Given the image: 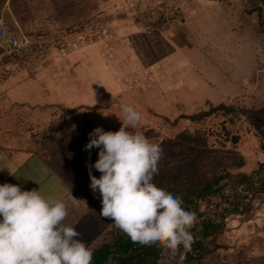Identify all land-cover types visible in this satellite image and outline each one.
<instances>
[{
    "label": "rangeland",
    "instance_id": "rangeland-1",
    "mask_svg": "<svg viewBox=\"0 0 264 264\" xmlns=\"http://www.w3.org/2000/svg\"><path fill=\"white\" fill-rule=\"evenodd\" d=\"M191 1L193 0L182 2L181 18L168 31L177 26L176 22L181 25L186 22L185 27L195 25L200 49L187 52L189 61L194 65L192 71L186 76L175 74L172 77L174 81H169L167 86L163 83L165 77L160 75L158 86L151 84L150 91L144 87L142 92L137 95L128 94L126 98L125 104L130 102L141 115L135 131L143 133L150 142L158 144L162 149L158 162L159 171L154 175L153 183L167 191L174 184H196L207 176H221L229 171L232 174L228 179L236 180L240 172L254 177L259 175L264 179V165H261L264 164V119L251 113V110L264 108V21L260 22L257 15L251 17V12L245 11L247 0H195L196 7L188 11ZM158 2L159 0H0V14H6L16 21L25 34L35 35L33 33L40 31L59 38L62 42V45L49 46L45 51L29 54L22 59L11 58L15 63L11 68L24 73L25 77L29 74L32 79L29 83L30 92L38 96L46 80L45 74L41 73L48 66L51 68L50 72H54L51 64H48V61L56 59L52 56L56 53L53 50L79 38L83 39L80 41L81 45L87 39H96L102 35L99 33L103 31V26L119 21L142 25L156 33H163L141 22L147 10L157 6ZM226 7L230 9L229 12L225 11ZM235 22L237 24L233 26ZM232 27L236 29L233 30ZM95 47L96 45L93 48ZM71 49L72 47L65 53L69 55ZM80 52L78 57H65L64 62L60 61L58 64L60 68H67L75 83L70 82L62 97L59 92L47 91L42 93V99L56 103L68 99L71 103L76 101L74 105L92 106L87 110L90 114L89 133L95 126L116 132L121 127L119 103H124L123 96L115 99L114 108L112 104L108 105L114 102L109 99L111 92L104 87L102 77L95 78L94 91L83 88L79 91L75 88L71 90L75 86L85 88L88 82L87 68L92 71L93 62L86 64V56L83 51ZM2 62L0 58L1 65ZM0 68L3 71L6 67ZM60 68V71L56 70L54 73H60ZM181 76L184 78L180 81L178 78ZM33 79L36 80L33 82ZM164 87L171 89L164 90ZM158 93L164 102H161L163 100L157 96ZM95 96L98 103L105 105L99 106L97 101L95 103ZM220 104L237 110L234 122L230 121L233 115L221 110L218 114L204 116L199 122L180 120L177 127L172 124L180 115L208 112L211 106ZM117 109L118 112L114 114ZM117 114V118L113 119ZM83 120L85 119L79 121V130L83 126L87 128ZM54 127L56 125L49 122L47 133L50 128L54 130ZM109 127L112 128L109 130ZM235 136H239L238 143L234 142ZM240 160H245L246 165L237 168ZM94 173L101 175L97 170ZM256 188L254 197L242 200L240 210L231 213L225 212V202H217V205L214 201L208 206L203 205L201 210L207 211L204 219L219 216L216 222L223 224L222 230L216 234L218 242L222 244L220 250L202 259L198 257L204 252L199 256L180 252L174 259H164L160 264H264V187ZM239 189V186L231 183L226 188V193L236 195ZM94 198L95 203L101 204L99 192L94 194ZM247 202L251 203L250 211L244 213ZM201 218H197L194 225H201ZM109 222L110 225H106L100 238L104 243H112L117 234L124 235L110 220ZM192 228L190 231L194 235L197 231H192Z\"/></svg>",
    "mask_w": 264,
    "mask_h": 264
},
{
    "label": "crops",
    "instance_id": "crops-1",
    "mask_svg": "<svg viewBox=\"0 0 264 264\" xmlns=\"http://www.w3.org/2000/svg\"><path fill=\"white\" fill-rule=\"evenodd\" d=\"M190 3L188 11L193 10L197 5L195 0ZM247 4L249 6L245 5L246 9L245 6L242 8L245 11L249 10L251 17L257 15L260 22L264 21V1L247 0ZM221 6L225 9L222 4ZM229 10L227 8L225 11L229 12ZM185 24L186 22L183 25L176 22L177 26L174 29L156 33L142 25L119 21L103 26V31L99 33L102 35L96 39H87V42H82L81 45L80 41L83 39L79 38L75 42L53 50L56 53L52 55L51 52V55L56 59L48 61V64H51L54 72L60 71L58 65L60 61L64 62L65 57L69 59L73 56L78 57L80 51H83L86 64L93 62L92 71H88L87 68L88 82L85 88L75 86L71 90L75 88L79 91L83 88L94 91L95 78L102 77L104 87L111 92V95L108 94L109 99L114 102L108 105L112 104L114 108L118 96H123V102L126 103L128 94L137 95L144 87L145 90L150 91L151 84L158 86L160 75L165 77L163 83L167 86L169 81H174L172 77L175 74L186 76L192 71L194 65L192 66L189 61L187 52L200 49L199 37L195 32L197 30L194 24H189V27H185ZM236 24L235 22L233 26ZM232 29L236 28L232 27ZM95 45L96 47L93 48ZM70 47L72 51L67 55L65 51ZM10 56L12 55L4 53L0 55L4 64L0 66L6 67L3 71V68H0V184L19 185L22 190L36 189L45 198L62 200L68 209L65 224L74 226L81 233L80 239L92 250L99 248L107 243L100 241V238L110 222L99 215L102 204L95 203L87 167L89 164H95L99 149L92 148L90 152L84 150V146L89 141V132L84 134L78 127L82 117L89 122V112H87L88 116L79 115L82 107L91 109L92 106L74 105L76 101L71 103L68 99H62L59 103L42 99V93L47 91L59 92L62 97L70 82L75 83L66 67H61V72L57 74L50 72L49 66L45 67L46 70L41 73L46 77L44 88L39 90L38 96L32 94L29 87L32 79L29 78V74L25 77L24 73L16 72L11 68L15 63ZM55 63L59 67L55 66ZM181 77L178 80L184 78ZM35 80L33 79V82ZM164 88V90L171 89ZM160 97L163 100L161 102H164L165 100L159 95ZM96 101L99 106L105 105L98 103L95 96L94 102ZM128 103L131 105L130 102ZM117 112L118 109L114 114ZM117 116L118 114L113 119ZM49 122L56 125L54 130H51L53 127L49 129L51 133H47ZM111 128L109 127V130ZM6 168H9L14 175H10ZM94 172L96 169L92 168V175L99 178L100 175ZM254 180L264 179L257 175ZM239 188L242 190L243 186ZM256 189V187L247 189L245 193L249 199L254 197L253 192Z\"/></svg>",
    "mask_w": 264,
    "mask_h": 264
},
{
    "label": "clouds",
    "instance_id": "clouds-1",
    "mask_svg": "<svg viewBox=\"0 0 264 264\" xmlns=\"http://www.w3.org/2000/svg\"><path fill=\"white\" fill-rule=\"evenodd\" d=\"M119 107V130L96 127L84 146L88 152L99 149L95 164L87 165L90 188L101 197L99 215L133 243L155 244L171 255L181 246L190 251L196 214L182 207L179 196L153 183L162 149L135 131L141 115L134 107L125 103ZM92 168L101 173L99 178L92 175ZM67 216L60 199L0 184V264H92V249L74 226L65 224Z\"/></svg>",
    "mask_w": 264,
    "mask_h": 264
},
{
    "label": "trees",
    "instance_id": "trees-1",
    "mask_svg": "<svg viewBox=\"0 0 264 264\" xmlns=\"http://www.w3.org/2000/svg\"><path fill=\"white\" fill-rule=\"evenodd\" d=\"M37 33L42 32L39 31L33 34ZM2 53L3 51L0 49V55ZM10 57L14 58L13 56ZM82 108L83 109H81L79 115L82 116V114H84L85 116H88L87 110H90V108ZM221 110H224L227 114L233 115L230 121H235L237 110L234 107L220 104L217 106H211L208 112L196 113L194 115H180L175 121L172 122V124L174 127H177L180 120L199 122L204 118V116L208 117L215 113L218 114V112ZM93 112L95 111H92V113ZM251 113L256 114L261 119H264V108L258 111L251 110ZM86 120L87 119L83 121L86 122L87 128L85 129V126H83V128L79 130L84 133L90 131V128H88L90 121L87 122ZM96 127L98 126H95L94 128ZM237 137L239 136H235L233 138L234 142L236 143L239 142V138ZM245 165V160H240L237 168L243 167ZM224 172H227V170H224ZM240 173L241 174L237 176L238 178L236 180H233L234 178L228 179L229 176H231L230 174H232L229 171V175L226 173L225 175L221 176H207L204 180L196 184L189 182L178 185L174 184L167 190V192H170L175 196H179L183 201L182 207L185 210L195 212L198 219L207 215V211L201 210L203 205L205 204L208 206L214 201H216V203L225 202L226 206H223L225 212L231 213L240 210V204L242 200L248 197V195L245 193L247 189H250L251 187H264V180L261 183H257L254 180V176L242 172ZM225 179L228 180L226 181ZM223 180L226 182H222ZM231 183H235L236 186H243L242 190L238 191V194L236 195L230 193L227 194L226 188H228ZM250 205V202L246 203L245 209L243 210L244 213H248L250 211ZM213 217H207L203 219L201 224L202 229L201 225L196 224L193 226L192 231L197 232L194 233V242L191 245L190 251L184 252L181 246L180 250L175 255H171L168 250L158 245L153 244L151 246H143L139 243H133L126 234H117L112 243H106L101 247L92 250V264H160L164 259H174L180 252H184L185 255L191 256H199L204 252L202 256L198 257L199 259H202L203 257L208 256L209 254L214 253L222 248V244L218 242L216 234L222 230L223 224L216 222V218L219 219V216L215 218ZM199 230L200 232H198ZM198 238L199 240H197Z\"/></svg>",
    "mask_w": 264,
    "mask_h": 264
},
{
    "label": "built area",
    "instance_id": "built-area-1",
    "mask_svg": "<svg viewBox=\"0 0 264 264\" xmlns=\"http://www.w3.org/2000/svg\"><path fill=\"white\" fill-rule=\"evenodd\" d=\"M188 0H159V4L147 10L141 22L158 31H168L181 18L182 2ZM62 45L61 40L45 33L25 34L18 23L0 14V49L6 55L27 57L29 54L47 50L49 46Z\"/></svg>",
    "mask_w": 264,
    "mask_h": 264
},
{
    "label": "water",
    "instance_id": "water-1",
    "mask_svg": "<svg viewBox=\"0 0 264 264\" xmlns=\"http://www.w3.org/2000/svg\"><path fill=\"white\" fill-rule=\"evenodd\" d=\"M256 1V0H255ZM245 202V201H244ZM244 206V205H243ZM204 219V217L203 218H201V220H203ZM201 229H202V225H201Z\"/></svg>",
    "mask_w": 264,
    "mask_h": 264
}]
</instances>
